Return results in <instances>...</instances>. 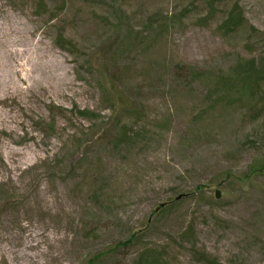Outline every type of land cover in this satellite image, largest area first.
Returning <instances> with one entry per match:
<instances>
[{
    "label": "rangeland",
    "instance_id": "obj_1",
    "mask_svg": "<svg viewBox=\"0 0 264 264\" xmlns=\"http://www.w3.org/2000/svg\"><path fill=\"white\" fill-rule=\"evenodd\" d=\"M7 37L47 64L0 92V264H264V0H0Z\"/></svg>",
    "mask_w": 264,
    "mask_h": 264
},
{
    "label": "bare ground",
    "instance_id": "obj_2",
    "mask_svg": "<svg viewBox=\"0 0 264 264\" xmlns=\"http://www.w3.org/2000/svg\"><path fill=\"white\" fill-rule=\"evenodd\" d=\"M29 37V41H30ZM22 39V38H21ZM25 39H22L23 45L16 37H7L5 39L0 38V92L15 93L22 89L21 83H27L33 79L34 81V69L31 68L25 73V77H21L16 68L20 64V60L24 56L31 54L29 58L34 65L41 68L47 64V54L43 47H37L36 41H34L31 51L26 48ZM29 43V42H28ZM2 115V113H1ZM21 153L20 150L9 149L8 155H15Z\"/></svg>",
    "mask_w": 264,
    "mask_h": 264
},
{
    "label": "trees",
    "instance_id": "obj_3",
    "mask_svg": "<svg viewBox=\"0 0 264 264\" xmlns=\"http://www.w3.org/2000/svg\"><path fill=\"white\" fill-rule=\"evenodd\" d=\"M263 65H264V62H262L261 65H257V66L252 64V62H249L247 64H242V67H245L247 71L244 73L243 76H236L235 81L238 83V82L248 79L250 82H252L257 77V75L261 73ZM246 83H248V81ZM81 114L84 115L86 114V112L85 111L81 112ZM263 171H264V161L262 163H253L251 164L248 171L244 174V178H249V177L252 178L255 174L261 173ZM160 210H164V209L159 208V211ZM157 212L158 210L155 211V214ZM145 259H146V256L141 255L139 258V262L145 261Z\"/></svg>",
    "mask_w": 264,
    "mask_h": 264
},
{
    "label": "water",
    "instance_id": "obj_4",
    "mask_svg": "<svg viewBox=\"0 0 264 264\" xmlns=\"http://www.w3.org/2000/svg\"><path fill=\"white\" fill-rule=\"evenodd\" d=\"M219 197V192L218 191H216V198H218Z\"/></svg>",
    "mask_w": 264,
    "mask_h": 264
}]
</instances>
